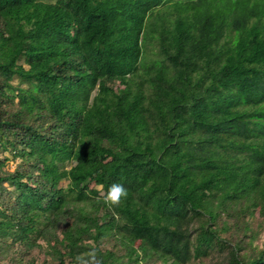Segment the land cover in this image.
I'll return each mask as SVG.
<instances>
[{
  "label": "trees",
  "instance_id": "1",
  "mask_svg": "<svg viewBox=\"0 0 264 264\" xmlns=\"http://www.w3.org/2000/svg\"><path fill=\"white\" fill-rule=\"evenodd\" d=\"M92 248L264 264V0H0V264Z\"/></svg>",
  "mask_w": 264,
  "mask_h": 264
},
{
  "label": "clouds",
  "instance_id": "2",
  "mask_svg": "<svg viewBox=\"0 0 264 264\" xmlns=\"http://www.w3.org/2000/svg\"><path fill=\"white\" fill-rule=\"evenodd\" d=\"M128 190L122 184H112L106 196L103 199V203L113 208L119 206L122 199H126ZM75 264H102V259L99 257L98 250L95 248L90 249L86 253L78 254L75 257Z\"/></svg>",
  "mask_w": 264,
  "mask_h": 264
},
{
  "label": "rangeland",
  "instance_id": "3",
  "mask_svg": "<svg viewBox=\"0 0 264 264\" xmlns=\"http://www.w3.org/2000/svg\"><path fill=\"white\" fill-rule=\"evenodd\" d=\"M10 165H11V166H13V165H14V163L12 162ZM1 263H4V262H1Z\"/></svg>",
  "mask_w": 264,
  "mask_h": 264
}]
</instances>
